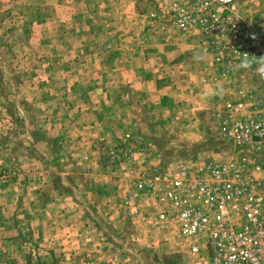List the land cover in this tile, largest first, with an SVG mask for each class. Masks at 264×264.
Listing matches in <instances>:
<instances>
[{
	"label": "rangeland",
	"instance_id": "rangeland-1",
	"mask_svg": "<svg viewBox=\"0 0 264 264\" xmlns=\"http://www.w3.org/2000/svg\"><path fill=\"white\" fill-rule=\"evenodd\" d=\"M185 1L0 0V264H189L176 226L147 202L135 226L124 202L141 211L157 164L227 159L215 112L264 79L244 88L168 25ZM236 1L264 21V0Z\"/></svg>",
	"mask_w": 264,
	"mask_h": 264
},
{
	"label": "built area",
	"instance_id": "built-area-1",
	"mask_svg": "<svg viewBox=\"0 0 264 264\" xmlns=\"http://www.w3.org/2000/svg\"><path fill=\"white\" fill-rule=\"evenodd\" d=\"M166 14L168 25L194 35L214 55L222 74L239 67L245 53L250 60L264 55L262 17L244 13L236 0L175 2ZM263 104L261 97L243 94L216 110L227 159H204L193 169L180 162L170 176L157 171L137 182L140 196L156 211L154 227L176 226L192 252L204 250L206 264H264ZM123 206L138 214L136 197Z\"/></svg>",
	"mask_w": 264,
	"mask_h": 264
},
{
	"label": "crops",
	"instance_id": "crops-1",
	"mask_svg": "<svg viewBox=\"0 0 264 264\" xmlns=\"http://www.w3.org/2000/svg\"><path fill=\"white\" fill-rule=\"evenodd\" d=\"M263 17H264V15H263ZM194 38H190V40L194 43V44H196L195 43V39L193 40ZM199 47V46H198ZM201 50V49H200ZM211 57H209V59H210ZM210 61H211V59H210ZM217 70H218V68H216ZM241 70V69H240ZM240 70H236L237 71V73L240 75V76H242V77H244V83H243V87L244 88H246V89H249V90H253V88H257L258 86H256V85H254V83L252 82L253 80L251 79V78H249V77H251V75L253 76V75H256L254 72H251L250 71V73H248L247 71H245V72H247L246 74H243V71L244 70H242V71H240ZM241 74H240V73ZM253 73V74H252ZM247 79H249V80H252L251 82L252 83H249L248 81H246ZM246 81V82H245ZM241 80L240 79H238V80H236V86H238V87H240L241 86ZM259 85V84H258ZM233 86H234V83H233ZM256 86V87H255ZM256 90V93H259V94H261V95H258L259 97H261V96H263V97H261V99H263L264 100V89H255ZM230 95H229V97H231L232 99H239L240 97H241V95H237V93H232V91L229 93ZM254 96H257L256 94L254 95ZM250 99V98H249ZM224 101H226V100H224ZM223 105V102L220 104V106H222ZM219 106V107H220ZM264 106V104L263 105H261V107H263ZM260 110H262V108H260ZM259 110V111H260ZM153 152V151H152ZM156 155L157 154H159L158 152L157 153H155ZM219 159H221V158H219ZM188 160V159H187ZM184 160L185 161V163L188 165V167L190 168V169H193L195 166H197V165H199L203 160H200V159H197V160ZM182 161V160H181ZM179 162H180V160H179ZM190 162V163H189ZM168 164L169 163H167L165 166L163 165L162 166V164H157L156 165V169L155 170H157V171H165V173H167L169 176H170V173H169V170H170V166H169V168L168 167H166V166H168ZM159 165V166H158ZM174 170H176V169H174ZM173 170V174H174V171ZM145 199L144 198H142L141 199V211L134 217V219H133V224L135 225V226H147V222L145 221V215H143L144 213V209L145 208H143V206L145 205ZM123 212V211H122ZM121 214H123V213H121ZM124 215V214H123ZM110 218V222H109V225H111V226H113V225H116V221H115V218L113 217V216H110L109 217ZM108 220H106L105 221V223L107 224L108 222H107ZM105 223H104V225H105ZM192 258H189V260H188V262H189V264H206L205 263V258L203 257V256H201V255H199L198 253L196 254H194L193 256H191ZM188 264V263H187Z\"/></svg>",
	"mask_w": 264,
	"mask_h": 264
},
{
	"label": "clouds",
	"instance_id": "clouds-1",
	"mask_svg": "<svg viewBox=\"0 0 264 264\" xmlns=\"http://www.w3.org/2000/svg\"><path fill=\"white\" fill-rule=\"evenodd\" d=\"M240 67L246 71L254 72L261 79H264V55L256 56L253 60H250L248 54L245 53Z\"/></svg>",
	"mask_w": 264,
	"mask_h": 264
}]
</instances>
